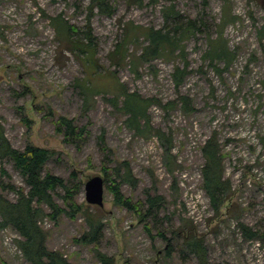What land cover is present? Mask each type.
Wrapping results in <instances>:
<instances>
[{"label": "rangeland", "instance_id": "rangeland-1", "mask_svg": "<svg viewBox=\"0 0 264 264\" xmlns=\"http://www.w3.org/2000/svg\"><path fill=\"white\" fill-rule=\"evenodd\" d=\"M107 1L110 15L92 10L90 0H0V128L18 150L32 144L54 151L46 172L63 178L82 208L74 219L40 220L48 248L70 264H102L98 253L112 264H200L181 250L187 229L204 240L202 264H264V0ZM172 6L179 20L165 21L163 11ZM55 17L75 27V41L90 45L82 43L90 63L60 40L50 22ZM189 22L194 34L180 43L184 56L133 66L145 45L141 38L128 48L129 60L111 63L131 23L179 35L176 26ZM220 38L235 57L229 63L206 57ZM177 66L187 67L180 87ZM121 85L151 102V126L172 138L171 157L156 136L129 129L126 115L109 102ZM62 117L73 121L76 137L58 131ZM213 136L231 187L219 214L202 177V148ZM126 166L135 187L118 176ZM96 176L105 182L103 207L86 202L85 185ZM115 184L138 211L115 202L109 190ZM22 189L29 191L20 172L2 160L0 194L15 202ZM64 195L59 189L54 196L61 207ZM148 195L163 198L159 209L148 212ZM87 216L101 224L89 244L78 242L91 231ZM20 238L12 227L0 229V256L8 264H30Z\"/></svg>", "mask_w": 264, "mask_h": 264}, {"label": "trees", "instance_id": "trees-1", "mask_svg": "<svg viewBox=\"0 0 264 264\" xmlns=\"http://www.w3.org/2000/svg\"><path fill=\"white\" fill-rule=\"evenodd\" d=\"M93 6L92 10H98L101 14H111V9L107 0H90ZM165 21L172 19L179 20L178 13L174 6L163 11ZM51 25L56 31L57 36L61 41L67 43V49L71 52L85 53L86 62H91L92 57L88 54V49L84 46H90L82 41L74 40V35L77 33L75 27L61 17L51 18ZM175 24H178L175 22ZM195 22H189L185 26L177 25L176 31L181 30L179 35L175 31L171 32L166 29L157 28H140L132 23L128 25L124 39L119 43L115 50L110 53L109 58L113 66L119 67L125 61L129 60L128 48L137 43L143 38L145 45L138 50L139 54L132 59L133 66H138L141 63H147L158 58L170 60L173 57L183 54L184 47H181V42L184 38L194 34ZM86 41L92 42V37L88 33L83 38ZM215 45L207 53L206 57L210 61L220 60L224 58L228 63L234 60V55L229 52L226 42L222 39L215 41ZM181 52V53H180ZM184 56V54H183ZM187 75V67H175L173 78L177 86H181ZM120 93L116 94L109 102L113 107L126 115V125L137 135L144 137L156 136L164 149L168 158L171 157L173 150L172 138L160 130H154L148 116L151 102L145 100L136 92H129L121 85ZM86 89V87H85ZM86 93L94 95L92 89H86ZM185 106L188 105V99L182 98ZM121 102V104H120ZM64 130L66 136H77V127L72 120L67 118L59 119L58 131ZM65 140H67L65 138ZM205 164L202 168L203 188L210 200L212 210L219 214L222 207L229 199L231 187L229 182L224 178V167L221 149L216 137H211L202 148ZM55 156V152L36 147L28 144L24 150L14 148L8 139L5 137L3 129L0 128V162L4 159L10 160L14 168L20 172L29 191L26 194L24 190L18 191V199L11 202L0 194V229L12 227L21 237L17 240V245L23 254V258L30 264H70L69 261L59 252L52 251L47 246V234L40 225V220L44 216L56 220L62 215H67L71 219L77 217L81 213V206L75 201L74 191L70 189L66 181L50 172H46L47 163ZM123 173H119V178L122 183H127L136 186L137 181L129 166L124 167ZM9 185H3L6 189ZM59 189L65 191L63 196L65 206L61 207L55 201V194ZM109 190L114 196L115 202L129 211H138V206L133 205L129 199H126L121 191V184L109 186ZM163 198L160 196L148 195L147 202L149 205L148 212L154 209H159L162 205ZM47 207L51 212L47 213ZM91 231L84 235L80 243L89 244L95 242L96 236L101 228V224L87 216ZM182 233V252L188 255H194L200 264L206 262L207 249L204 240L195 232L185 229ZM180 234V233H179ZM180 236V235H179ZM172 243L167 241V250L171 251ZM170 255V252L168 253ZM98 257L102 264H112V259L104 254L98 253ZM0 264H8L0 256Z\"/></svg>", "mask_w": 264, "mask_h": 264}, {"label": "water", "instance_id": "water-1", "mask_svg": "<svg viewBox=\"0 0 264 264\" xmlns=\"http://www.w3.org/2000/svg\"><path fill=\"white\" fill-rule=\"evenodd\" d=\"M86 202L92 206L103 207L105 182L103 178L92 177L85 185Z\"/></svg>", "mask_w": 264, "mask_h": 264}]
</instances>
